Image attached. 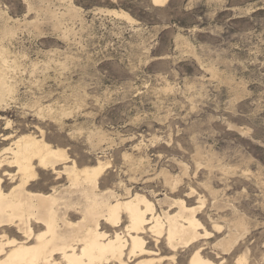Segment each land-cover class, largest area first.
<instances>
[{
	"label": "rangeland",
	"instance_id": "rangeland-1",
	"mask_svg": "<svg viewBox=\"0 0 264 264\" xmlns=\"http://www.w3.org/2000/svg\"><path fill=\"white\" fill-rule=\"evenodd\" d=\"M43 1L0 0L15 87L0 108V149L33 135L81 169L109 164L103 191L132 188L158 209L172 194L164 174L178 178L176 197L206 201L204 254L264 264V0ZM55 179L41 173L34 192L51 194ZM229 231L237 244L224 254L215 244ZM178 255L189 264L192 251Z\"/></svg>",
	"mask_w": 264,
	"mask_h": 264
},
{
	"label": "bare ground",
	"instance_id": "bare-ground-1",
	"mask_svg": "<svg viewBox=\"0 0 264 264\" xmlns=\"http://www.w3.org/2000/svg\"><path fill=\"white\" fill-rule=\"evenodd\" d=\"M150 1L164 7L170 0ZM120 16L130 19L126 13ZM0 61L2 109L8 106L15 87L8 76V56L1 47ZM107 165L81 169L65 150L33 135L19 137L0 149V264H175L182 248L192 251L189 264H215L203 249V243L214 236L200 217L205 200L192 206L187 199L176 197L181 181L166 174L163 182L172 192L165 199L167 209L161 202L158 209L156 200L132 188H125L124 195L115 193V188L103 191L100 180ZM50 172L59 186L51 194L34 192L41 173ZM65 177L68 186L61 184ZM6 182L11 184L9 189ZM208 193L218 199L216 191L209 189ZM233 227L240 230L245 224L237 220ZM213 229L221 233L219 224ZM236 242L231 232L215 247L225 254Z\"/></svg>",
	"mask_w": 264,
	"mask_h": 264
},
{
	"label": "snow or ice",
	"instance_id": "snow-or-ice-1",
	"mask_svg": "<svg viewBox=\"0 0 264 264\" xmlns=\"http://www.w3.org/2000/svg\"><path fill=\"white\" fill-rule=\"evenodd\" d=\"M50 131H51V133H52L53 136H56L57 133H58V129H56V128H53ZM57 260H59V257H57Z\"/></svg>",
	"mask_w": 264,
	"mask_h": 264
}]
</instances>
